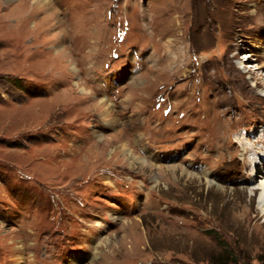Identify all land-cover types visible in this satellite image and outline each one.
I'll use <instances>...</instances> for the list:
<instances>
[{
	"label": "rangeland",
	"instance_id": "1",
	"mask_svg": "<svg viewBox=\"0 0 264 264\" xmlns=\"http://www.w3.org/2000/svg\"><path fill=\"white\" fill-rule=\"evenodd\" d=\"M204 109L264 128V0H0V264H264Z\"/></svg>",
	"mask_w": 264,
	"mask_h": 264
},
{
	"label": "bare ground",
	"instance_id": "2",
	"mask_svg": "<svg viewBox=\"0 0 264 264\" xmlns=\"http://www.w3.org/2000/svg\"><path fill=\"white\" fill-rule=\"evenodd\" d=\"M22 6H25V4H23ZM19 7L21 6L19 5ZM203 113L205 116L203 118L200 117L201 120H199L198 117L201 114L203 115ZM245 113L247 114V112L243 109H210L206 112L204 109L201 110L198 115L196 114L197 116H195L190 124V129L192 130L193 136L200 135V138H205L202 144H204L203 147H205L204 149L207 153L206 156H209L211 159L208 161H206V159L204 160V167L200 168L198 173L209 182H211V180L217 176V178L219 179V177H221V175L223 174L228 175V177H226V181L230 178V180L236 182V180L242 178L246 185V188H252L253 192L260 199V204L262 205L261 211L263 212L257 215V217H260L261 215L264 216V128L260 130L259 126L256 125L249 129V131L247 130L246 134H238L239 131L235 129V126L240 122H244L246 119L244 118L245 120L243 121L240 119H235V117L240 118L242 117V115L245 116ZM245 129H248V127ZM165 134L166 133H164V135ZM238 151L241 152L240 155L243 158H238ZM141 159L145 162H150L143 156L141 157ZM162 160L165 159L163 158ZM258 164H260L261 166ZM193 167L195 166L193 165ZM168 171L170 172V170Z\"/></svg>",
	"mask_w": 264,
	"mask_h": 264
},
{
	"label": "trees",
	"instance_id": "3",
	"mask_svg": "<svg viewBox=\"0 0 264 264\" xmlns=\"http://www.w3.org/2000/svg\"><path fill=\"white\" fill-rule=\"evenodd\" d=\"M14 85L19 88V84L17 82H15V81H14ZM260 261L264 263V258L263 259H260Z\"/></svg>",
	"mask_w": 264,
	"mask_h": 264
}]
</instances>
